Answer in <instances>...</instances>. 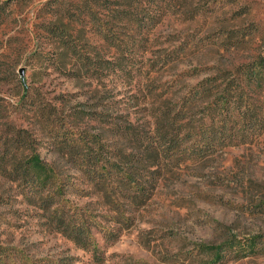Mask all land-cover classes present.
<instances>
[{"label":"rangeland","instance_id":"1","mask_svg":"<svg viewBox=\"0 0 264 264\" xmlns=\"http://www.w3.org/2000/svg\"><path fill=\"white\" fill-rule=\"evenodd\" d=\"M48 1L0 0V264H211L225 242L242 257L228 252L215 264H264V250L253 247L264 242V93L246 106L258 123H245L251 113L237 117L240 143L203 161L141 165L157 153V129L178 109L185 87L211 74L180 81V69L229 71L223 87H232L241 68L237 80L248 91L250 66L264 61V0H160L156 31L122 36L111 29L118 33L114 46L90 25L68 22L66 10L77 6L79 15L85 0H66L61 12ZM62 21L70 44L98 54L99 70L80 71L77 64L78 75L70 60L57 62ZM188 35L201 47L191 46L179 68L162 67ZM115 147L141 159L130 166L146 183L137 189L142 204L89 176L96 162L111 169ZM34 156L67 184L50 212L63 208L83 217L90 237L62 233L49 212L28 200L11 165Z\"/></svg>","mask_w":264,"mask_h":264},{"label":"trees","instance_id":"2","mask_svg":"<svg viewBox=\"0 0 264 264\" xmlns=\"http://www.w3.org/2000/svg\"><path fill=\"white\" fill-rule=\"evenodd\" d=\"M65 2L66 0H49L46 5L52 8L53 11L61 12ZM158 4H161L160 0H85L82 4V9L79 10V15L75 13L78 10L76 6L72 13L66 10V14H70L66 18L68 22L72 20L78 22L80 20L86 26L90 25V27L94 28L93 33L100 35L107 44L114 46V36L118 33H111V29L121 32L122 36H126L129 31L145 35L156 31L158 26L154 20L159 16ZM163 10L164 7L162 10L160 7V11ZM64 26L65 22L62 21L56 30L58 34L56 41L59 43V48H57L58 46L55 48L57 62L60 63L62 59L72 62L71 58L75 57V63H69L73 66L70 70L73 74H78L79 70L75 67L77 64V66H80V71L83 70V67L89 69L91 66H95V69L99 70L100 63H97L98 58L96 56L98 54L95 51L88 53L78 45L70 44V35L64 29ZM194 40H196L195 37L188 35L177 45L173 44V48H170L171 50L169 51L173 55H169L167 59L163 60L161 63L162 67L168 68L170 64L174 63L176 64L174 66L179 68L181 63H184L183 58L187 55L191 46H193L192 50L201 47V44L199 42L194 43ZM177 61L179 62L175 63ZM250 67L247 73L248 79L246 80L248 91L242 89L241 80H237V73H241V68L233 73V78L237 85L232 87H227V85L223 87L224 75L229 73V71L214 70V66H188L186 69H180V81L200 76L203 73L211 74L204 77L197 85L189 86V88L185 87L187 91L181 94L178 109L174 111L172 116L166 117V120H168L167 125L162 130L157 129L158 137L154 143L157 153L154 150L155 154L147 156L145 160L143 159L141 165L147 166V164H150V166H154L155 163H160L161 161H176L177 165L189 160L203 161L225 150L237 140V143H240L241 133L240 129L236 127L239 122L237 117L243 112H245L243 117L251 113L245 119V123L249 124V127L253 126L254 123H258L260 119H258L256 112L246 109V106H253L258 103L251 97L264 93V61L253 64ZM258 71H261L260 75H256ZM253 130L255 129L253 128ZM111 153L115 157V160L108 161L111 169L108 170L107 167L96 168V162L94 164L95 167L88 171L92 181L98 187L100 185L104 187L114 184L119 189L121 197L131 198V204H134L135 200L139 199L140 204H142L144 195L141 190L138 191L137 189L144 190L146 183L142 175L134 171L130 166L132 163L140 165L141 159L123 151V149L121 150L120 147L113 148ZM148 160H151V162L147 163ZM20 164L19 160L12 162V173L15 181L18 180L24 189H29L28 200L44 211L49 212L50 219L55 226L62 230V233L67 232L70 237L72 236L77 241L90 237L88 221L83 219V217L79 218L77 216L74 218L69 211H66L67 209L63 208L50 212L53 206L59 203L61 194L67 188L66 182L56 169L36 156L23 166ZM129 190L135 192L131 194ZM115 198L116 201L118 199V202L121 203L119 201L122 200L120 196ZM115 198L110 202H114ZM118 207L120 205L115 208L119 212L123 210ZM116 214L112 220L116 221L121 213ZM253 247L254 249L257 248V252L263 251L264 242L256 245L254 243ZM233 248L234 245L231 242L219 245L215 249L216 252L212 253L209 263L220 262L221 259L223 260L228 256V252L232 251L236 257H242V254L239 251H234Z\"/></svg>","mask_w":264,"mask_h":264}]
</instances>
